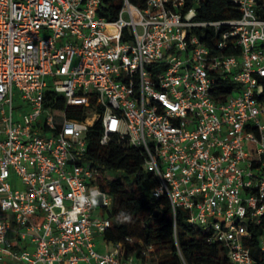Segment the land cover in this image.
<instances>
[{
    "label": "built area",
    "instance_id": "2783aa9c",
    "mask_svg": "<svg viewBox=\"0 0 264 264\" xmlns=\"http://www.w3.org/2000/svg\"><path fill=\"white\" fill-rule=\"evenodd\" d=\"M230 1L203 20L200 0H121L114 19L103 0H0V264L157 263L152 244L97 248L117 173L81 161L95 123L139 151L174 227L181 207L226 264H261L264 0Z\"/></svg>",
    "mask_w": 264,
    "mask_h": 264
},
{
    "label": "trees",
    "instance_id": "16d2710c",
    "mask_svg": "<svg viewBox=\"0 0 264 264\" xmlns=\"http://www.w3.org/2000/svg\"><path fill=\"white\" fill-rule=\"evenodd\" d=\"M120 6L121 0H103L99 13L107 19H114ZM196 9L197 17L203 20L239 15L230 0H200ZM259 13L264 17V9ZM68 115L72 116L71 113ZM100 133L98 123L89 128L81 161L98 168L102 181L110 176L108 171L117 173L102 186L113 197L112 208L108 211L111 224L103 234L104 242L121 243L125 255H137L142 245L152 244L158 256L156 264H181L178 250L189 264H226L221 244L209 241V232L190 226L186 219L187 212L181 207L176 208L174 227L167 197H151L157 180L143 168L139 151L114 139L101 144ZM259 259L264 264V257Z\"/></svg>",
    "mask_w": 264,
    "mask_h": 264
},
{
    "label": "rangeland",
    "instance_id": "374dc122",
    "mask_svg": "<svg viewBox=\"0 0 264 264\" xmlns=\"http://www.w3.org/2000/svg\"><path fill=\"white\" fill-rule=\"evenodd\" d=\"M100 240H101V238L97 239V242L99 243V244L97 245V248H98L99 250H101V251H106V250H110V249L113 248V247H112V244H108L107 246H103V245H101V244H100ZM5 264H9V263H8V262H5Z\"/></svg>",
    "mask_w": 264,
    "mask_h": 264
}]
</instances>
